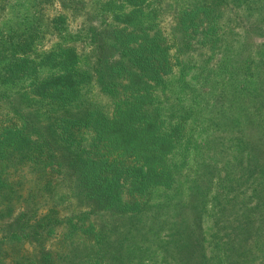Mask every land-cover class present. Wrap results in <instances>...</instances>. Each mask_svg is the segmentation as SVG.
I'll list each match as a JSON object with an SVG mask.
<instances>
[{
  "label": "rangeland",
  "instance_id": "374dc122",
  "mask_svg": "<svg viewBox=\"0 0 264 264\" xmlns=\"http://www.w3.org/2000/svg\"><path fill=\"white\" fill-rule=\"evenodd\" d=\"M205 3L0 0V131L23 122L36 132L18 110L37 105L35 78L60 70L51 66L56 60L35 70L16 66L18 59L36 62L50 52L56 59L63 48H75L78 66L95 80L88 79L86 97L112 107L97 83L96 57L107 70L111 57L147 37L173 65L151 81L165 131L182 132L165 156L166 184L140 189L123 181L121 201L110 207L91 204L58 154L48 168L57 194L49 199L46 187L32 201H13L16 210L0 221L9 260L31 264L33 254L37 264H264V0H214L202 9ZM28 29L35 33L32 50L13 57L3 35ZM12 62L16 70L9 72ZM22 69L31 72L23 76ZM16 168V175H28L17 185L27 195L35 175L30 166ZM25 203L28 210L20 208Z\"/></svg>",
  "mask_w": 264,
  "mask_h": 264
},
{
  "label": "trees",
  "instance_id": "16d2710c",
  "mask_svg": "<svg viewBox=\"0 0 264 264\" xmlns=\"http://www.w3.org/2000/svg\"><path fill=\"white\" fill-rule=\"evenodd\" d=\"M204 1L202 9H209L214 2ZM18 34L3 35L6 39L3 43L6 46L3 47L13 57L20 50H23L21 54H28L35 36L32 29ZM23 40L25 49H22ZM152 41L146 37L138 41V48L127 47L119 51L121 57H111L107 70L101 66V57H96V70H99L97 83L111 98L112 107L99 99L86 97L84 87L87 81L95 80L78 66L82 60L75 48H63L56 59L53 52L47 55L40 53L41 59L36 62L28 55L18 59L16 66L35 70L56 60L57 63L51 66L60 70L35 78L32 92L40 98L37 105L33 111H30L31 108L18 110L24 120H33L36 132L29 131L23 122L6 126L0 131V221L16 210L13 201L17 202L20 198L32 201L46 187H52L49 199L57 194L54 181L48 183V168L58 154L66 157L65 160L77 172L79 184L93 205L107 201L110 207L120 202L118 188L123 181L131 188L140 189L166 184L171 173L165 156L174 150L182 132L179 127L165 131L164 120L159 114V100L151 81L169 73L173 65L169 63L165 48L161 49L158 42ZM128 62L130 68L126 69ZM25 63L31 64L27 66ZM14 67L12 62L7 70L14 72ZM29 72L22 69L20 74L26 76ZM27 114L29 117L25 118ZM42 116L45 119H40ZM20 164L30 166L28 173L35 175L27 182L34 186L27 195L24 194L26 188L17 185L26 184L28 175H16L18 167L11 171V167ZM131 201L132 198H129L128 203ZM28 206L27 203L20 208L28 210ZM49 216L44 215V218ZM0 236L1 244L6 234ZM32 258L35 262L30 261L31 264H37L35 255L32 254ZM26 262L18 257L9 260L0 246V264H28Z\"/></svg>",
  "mask_w": 264,
  "mask_h": 264
}]
</instances>
